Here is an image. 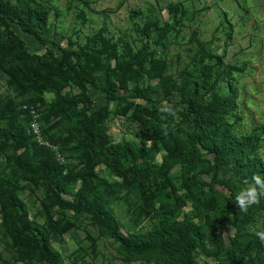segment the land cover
Listing matches in <instances>:
<instances>
[{"label": "rangeland", "instance_id": "374dc122", "mask_svg": "<svg viewBox=\"0 0 264 264\" xmlns=\"http://www.w3.org/2000/svg\"><path fill=\"white\" fill-rule=\"evenodd\" d=\"M4 1L23 3L31 11H48L43 41L16 23H10L6 31L19 36L37 60L59 68L68 84L63 91L65 102L59 101L44 85L27 84L21 69L9 68L0 56V190L14 189L28 220L47 232L63 264H169L171 255L166 250L154 256L125 257L119 252V242L99 227L97 217L78 206L60 204L61 199L76 204L80 197L105 204L115 212L123 240L147 239L158 223V210L142 201L135 177L150 173L152 189H166L178 219L201 232L196 261L223 262L236 229L233 214L221 226L217 212L228 197L246 187L245 172L229 158L210 186L215 171L213 155L206 149L196 165L165 156L185 146L194 123V114L189 117L179 104L184 78L190 81L189 90L205 102L218 129L231 137L249 136L251 155L264 156V0ZM163 28L168 33L160 42ZM146 31L150 51L158 49L153 63L144 59ZM70 43L83 51L86 68L95 80L86 89L57 48ZM201 54L208 57L204 63L211 68L204 86ZM112 82L122 87L124 98L107 96L104 89ZM139 91H147L156 103L169 98L167 102L176 109L173 117L148 107L145 114L157 126L156 140H141L134 104L125 98ZM92 104L101 110L100 122L109 144H127L135 152L128 180L112 171L98 149L88 155L87 147L69 130ZM7 128L19 129L25 146L16 151L4 131ZM48 155L59 168L54 187L43 171ZM11 216L12 208L0 194V264H49L31 256L26 241L32 236L15 233ZM244 224V233L264 231L261 201L250 207ZM255 245L249 257L264 263V244L257 238ZM221 247L226 250L219 256L208 254Z\"/></svg>", "mask_w": 264, "mask_h": 264}, {"label": "trees", "instance_id": "16d2710c", "mask_svg": "<svg viewBox=\"0 0 264 264\" xmlns=\"http://www.w3.org/2000/svg\"><path fill=\"white\" fill-rule=\"evenodd\" d=\"M10 23L18 24L23 32L34 35L38 40L43 41L48 33V11L44 8H35L31 11L23 3L12 4L9 1L0 0V56L9 68L21 69L27 84H42L53 92L59 101L65 102L63 91L68 83L62 75V71L53 65L37 60L36 57L31 55L19 36L14 35L12 31H6ZM167 33L168 28L159 30L160 42L166 38ZM144 35V59L149 58L148 60L153 63L155 61L154 55L158 52V49L154 48L150 51L151 42L148 31L144 32ZM57 48L67 67L74 72L83 89H86L88 84H95V80L86 68L82 50L74 47L73 43L66 47L57 45ZM55 50L53 49L50 53L54 54ZM207 58L205 54H201L199 59L203 63L202 71L204 75L200 79L203 86L211 70L208 62L204 63ZM138 73L142 74V71L139 70ZM200 81L197 82L196 91L200 89ZM183 82L179 104L183 105L189 117L194 114V123L185 146L178 152L169 153L165 157L171 156L184 163L196 165L202 162V158L205 156L203 149H206L208 154L213 155L212 166L215 171L213 180L209 183L210 186L213 185L221 167L229 158L235 161L238 170L245 172L250 182L252 176L257 173L264 178V161L257 155H251V138L249 136L237 138L225 135L218 129L215 118L206 108L205 102L189 90V79L184 78ZM120 88L122 87L112 82L104 90L109 98H124L120 94ZM125 98H130L134 104L133 114L143 136L141 140H146L148 137L156 140L159 137L157 126L145 113H147L150 106L159 108L163 101L154 102L147 91L131 92ZM165 100L171 102L169 98ZM222 106L226 107L225 103H222ZM100 113V108L95 104L88 106L69 130L87 147L88 155L92 154V150L98 149L107 160L112 171L128 180L126 178L128 176L127 171L135 152L127 144H109L106 130L100 122ZM4 131L15 144L16 151L25 146L22 132L19 129L7 128ZM153 145L157 146V142L154 141ZM40 155H37V158ZM43 163H45L43 171L46 180L54 187L56 185L55 177L59 169L56 167L55 159L48 155ZM135 185L142 201L153 205V208L158 210V223L149 232L147 239L139 241L123 240L120 234L119 220L115 212L105 204L92 202L85 197H80L76 204L61 199L60 204L65 208H76L78 206L79 209L97 217L99 227L119 242V252L125 257L154 256L159 254L161 250H166L171 255L169 264H199L195 259L194 251L200 245L202 234L193 224L178 219L176 208L169 204L170 193L166 189L153 190L150 173H146L145 176L136 175ZM58 188L62 189L60 184ZM0 194L12 208L11 220L15 233L19 235L26 233L32 236L30 242L26 241L31 256L47 261L49 264H63L59 254L52 248L47 232L28 220L25 205L15 196L14 189L12 187L2 189ZM235 197L234 194L228 197L224 207L217 212L216 219L221 226H226L227 217L233 214L236 229L231 233V247L227 249L226 259L218 264H264L255 258L249 257V251L256 246L258 237L242 232L245 227L244 220L249 214V210L247 213L239 212L235 204ZM260 201L264 208V196L260 198ZM224 250H226L225 247H221L217 251H208V254L219 256Z\"/></svg>", "mask_w": 264, "mask_h": 264}, {"label": "clouds", "instance_id": "9594fccd", "mask_svg": "<svg viewBox=\"0 0 264 264\" xmlns=\"http://www.w3.org/2000/svg\"><path fill=\"white\" fill-rule=\"evenodd\" d=\"M159 112L173 117L176 115V109L167 101L161 104ZM166 127L167 126H165V128ZM261 159H264V156H262ZM244 184L246 187L236 195L235 204L239 212L247 213L249 208L258 205L260 203V198L264 196V178L257 173L252 176L251 182L245 180ZM255 235L258 237L261 244H264V231H258Z\"/></svg>", "mask_w": 264, "mask_h": 264}, {"label": "built area", "instance_id": "2783aa9c", "mask_svg": "<svg viewBox=\"0 0 264 264\" xmlns=\"http://www.w3.org/2000/svg\"><path fill=\"white\" fill-rule=\"evenodd\" d=\"M36 125L34 124V127H35ZM35 129H37V128H35Z\"/></svg>", "mask_w": 264, "mask_h": 264}]
</instances>
